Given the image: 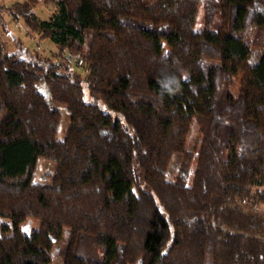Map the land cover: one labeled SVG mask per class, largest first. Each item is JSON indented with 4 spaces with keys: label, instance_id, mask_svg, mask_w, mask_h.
Returning <instances> with one entry per match:
<instances>
[{
    "label": "trees",
    "instance_id": "obj_1",
    "mask_svg": "<svg viewBox=\"0 0 264 264\" xmlns=\"http://www.w3.org/2000/svg\"><path fill=\"white\" fill-rule=\"evenodd\" d=\"M36 2L9 12L67 55L0 44V264H264V0Z\"/></svg>",
    "mask_w": 264,
    "mask_h": 264
},
{
    "label": "rangeland",
    "instance_id": "obj_2",
    "mask_svg": "<svg viewBox=\"0 0 264 264\" xmlns=\"http://www.w3.org/2000/svg\"><path fill=\"white\" fill-rule=\"evenodd\" d=\"M18 0H0V44L4 47L5 50L9 52H14L15 54H21L23 57L36 56L38 58H48L54 61L62 62L64 56L67 55L66 49H58L56 44L52 42L51 39L47 37H42L40 32L36 29H33L26 25L20 17H15L9 12V5ZM36 4L32 7L36 19H46L48 18L55 10L56 3L55 0H36ZM216 23V19H215ZM201 26V9L197 10L195 17L194 27ZM10 35V38L7 36ZM255 34V29L251 28L248 32V43L250 50L255 57L259 50L262 48V45H259V42H256L253 39ZM258 40V39H256ZM68 66L74 72H77L79 77H82L85 73L82 60L79 57L68 55ZM103 109H108L107 107L102 106ZM63 111V110H62ZM64 112V111H63ZM67 121L66 113H62L58 130L56 132V137H61L62 132L65 128V123ZM181 158L180 155L175 154L171 158L170 163L167 168L168 178H172L176 171L177 163ZM195 157L189 161V171L188 177H190ZM54 162L43 157L36 159L34 168L31 173V177L35 181H46L50 178L51 174L54 171ZM189 183V179L187 181ZM259 212L261 213L264 219V202L259 204ZM38 221L33 217L27 216L20 223L19 230L25 234H29L32 230L37 228ZM51 261L49 264H59L61 262V256L58 252V245L54 244L50 250Z\"/></svg>",
    "mask_w": 264,
    "mask_h": 264
}]
</instances>
